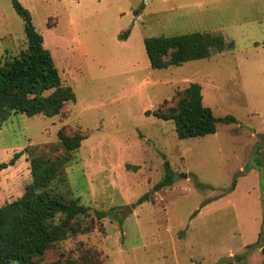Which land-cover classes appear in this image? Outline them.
<instances>
[{"label": "rangeland", "instance_id": "obj_1", "mask_svg": "<svg viewBox=\"0 0 264 264\" xmlns=\"http://www.w3.org/2000/svg\"><path fill=\"white\" fill-rule=\"evenodd\" d=\"M20 2L76 99L58 115L19 113L2 124L0 164L9 166L0 169V206L31 181L26 153L10 164L17 153L42 145L60 155L61 128L86 136L52 186L88 209L46 262L264 264V0ZM192 31L222 34L233 46L150 65L146 37ZM25 47V20L12 0H0V60ZM192 82L216 117L235 121L179 138L174 122L154 112ZM166 162L174 181L155 191Z\"/></svg>", "mask_w": 264, "mask_h": 264}, {"label": "trees", "instance_id": "obj_2", "mask_svg": "<svg viewBox=\"0 0 264 264\" xmlns=\"http://www.w3.org/2000/svg\"><path fill=\"white\" fill-rule=\"evenodd\" d=\"M12 4L25 20L26 47L17 55L0 60V127L13 114L58 115L63 113L67 102L76 99L73 88L63 83L43 35L32 23L30 11L20 0H12ZM144 44L153 68L207 58L233 46L222 34L210 31L155 35L146 37ZM154 114L172 120L179 138L205 136L216 132L218 122L235 121L231 115L219 118L214 115L204 104L202 85L198 82L184 88L174 104L165 102ZM58 136L57 146L63 147L60 155L52 156L45 146L36 145L17 153L10 162L14 164L26 153L31 181L20 197L0 206V264H54L46 262L47 251L68 235L79 232L73 220L88 208L77 198L66 201L52 184L86 136L79 130L68 133L65 128L58 131ZM8 166V163H1L0 169ZM165 168L164 177L153 186L155 191L174 181L169 163L166 162ZM148 198L149 195H145L139 201ZM66 264L82 262L69 258Z\"/></svg>", "mask_w": 264, "mask_h": 264}, {"label": "water", "instance_id": "obj_3", "mask_svg": "<svg viewBox=\"0 0 264 264\" xmlns=\"http://www.w3.org/2000/svg\"><path fill=\"white\" fill-rule=\"evenodd\" d=\"M239 175H237L235 178H234V184L236 183V181H237V177H238ZM128 211H131V208H130V206L129 205H127V206H123L122 207V212H123V214H126ZM262 252H263V254H264V246H263V248H262ZM223 262H230V263H232L233 262V258L232 257H222L220 260H219V262L217 263V264H222Z\"/></svg>", "mask_w": 264, "mask_h": 264}]
</instances>
